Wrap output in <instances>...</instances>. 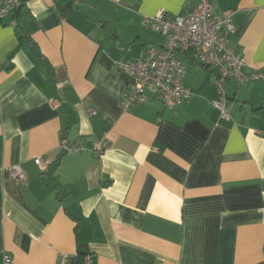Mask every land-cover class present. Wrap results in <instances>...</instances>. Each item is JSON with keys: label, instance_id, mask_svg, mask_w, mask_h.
Instances as JSON below:
<instances>
[{"label": "crops", "instance_id": "crops-1", "mask_svg": "<svg viewBox=\"0 0 264 264\" xmlns=\"http://www.w3.org/2000/svg\"><path fill=\"white\" fill-rule=\"evenodd\" d=\"M194 2L27 0L0 19V264H264V81H226V121L216 69L184 57L191 99L122 108L115 62L163 42L143 18ZM212 2L264 73V0Z\"/></svg>", "mask_w": 264, "mask_h": 264}, {"label": "built area", "instance_id": "built-area-1", "mask_svg": "<svg viewBox=\"0 0 264 264\" xmlns=\"http://www.w3.org/2000/svg\"><path fill=\"white\" fill-rule=\"evenodd\" d=\"M20 0H0V19L18 8ZM234 11L227 10L216 14L212 0H195L185 6L178 15H170L159 9L154 15L143 18L142 26L159 32L163 37L161 45L148 46L133 61H117L114 66L120 71L128 72L133 78L124 93L122 108L140 106L152 99L161 102L166 108L173 109L193 97V93L183 84L186 66L183 58L216 69L214 85L217 99L212 101L223 120L230 121L228 113L225 83L228 80L237 85L251 81H264V73L258 71L245 72L246 61L241 55L234 53L229 46V37L235 32L232 22ZM15 26V23H12ZM59 99L52 101L58 108ZM86 147L79 141L62 138L59 142V154H76ZM95 151L99 150L97 144ZM34 163L45 166L41 157ZM4 167H0V172ZM9 175L23 181L25 175L19 164L6 167ZM6 262L9 258L5 256ZM91 256L84 254L81 264H92Z\"/></svg>", "mask_w": 264, "mask_h": 264}, {"label": "trees", "instance_id": "trees-1", "mask_svg": "<svg viewBox=\"0 0 264 264\" xmlns=\"http://www.w3.org/2000/svg\"><path fill=\"white\" fill-rule=\"evenodd\" d=\"M27 0H20V4H19V6H18V8H16L14 11H15V13L17 12H19V10L22 8V6H24V4H25V2H26ZM16 25H17V23H15ZM15 25V26H16ZM201 65V64H200ZM201 66H203V67H207V66H204V65H201ZM83 255H84V253L83 252H79V261L81 262L82 261V258H83Z\"/></svg>", "mask_w": 264, "mask_h": 264}, {"label": "rangeland", "instance_id": "rangeland-1", "mask_svg": "<svg viewBox=\"0 0 264 264\" xmlns=\"http://www.w3.org/2000/svg\"><path fill=\"white\" fill-rule=\"evenodd\" d=\"M230 113V111H228Z\"/></svg>", "mask_w": 264, "mask_h": 264}]
</instances>
